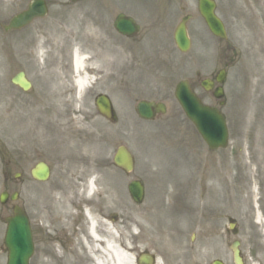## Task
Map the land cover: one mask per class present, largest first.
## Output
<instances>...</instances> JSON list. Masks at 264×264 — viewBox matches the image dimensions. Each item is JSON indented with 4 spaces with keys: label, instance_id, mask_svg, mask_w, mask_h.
Returning <instances> with one entry per match:
<instances>
[{
    "label": "rangeland",
    "instance_id": "374dc122",
    "mask_svg": "<svg viewBox=\"0 0 264 264\" xmlns=\"http://www.w3.org/2000/svg\"><path fill=\"white\" fill-rule=\"evenodd\" d=\"M15 1L0 0V24L13 7L22 6L27 0ZM47 1L51 12L49 19L39 21L34 29L27 30L21 45L15 44L16 52H25L32 45L36 40L35 31L37 37H41L43 32L48 33L52 41L55 38L63 40L71 35L85 39L80 35L78 24L68 26L71 33L64 37V25L53 21L57 14H74L83 10L84 5L66 6L70 0ZM171 1L175 2L173 4L177 11L176 17L166 24L168 29L182 14L195 15V0ZM164 2L130 0V4L126 3L125 6H131L136 11L147 9L149 14L163 12L169 16L173 13L172 6L163 5ZM217 3L219 15L228 32V42L216 46L201 28L202 25L191 18L187 29L192 42L187 53L175 52L173 44V48L166 47V41L163 48L144 43L142 55L147 62L157 55L165 60V65L160 69L166 77L165 81L160 84L155 77H150L145 83L150 97L164 100L167 109L163 115L151 122H144L132 115L130 104L148 94L138 86L139 77L134 75V70L139 68L142 60L132 57L131 46L121 44L120 69L126 73V79L120 85L126 81L127 85L122 86L118 94L114 92L117 113L121 119L114 126H103L88 103L89 121L82 125L88 132L89 151L112 152L118 145L125 144L134 156L133 177L144 185L143 201L137 205L131 203L113 175L105 171V203L109 210L120 214L121 218L115 226L120 234V245L124 249L134 247L137 251L145 249L152 252L157 256L155 264H210L216 259L222 260L224 264H234L229 248L234 238L241 242L246 264H264V236L260 226L255 223L256 213L253 212L252 204L249 205L243 197L244 189L249 187L244 182L250 183L254 198L257 197V182H264V158L262 161L257 153L261 151L264 156V0H217ZM124 10L120 6V11ZM145 17L141 16L140 22L144 23ZM43 25H46L45 29H42ZM253 26L261 33L256 42L249 36ZM39 39L42 40L37 38V42ZM254 43L258 48H255ZM54 44L51 45L56 49L55 52L61 53L62 44ZM206 58L209 60L207 64ZM19 60L25 62L21 57ZM224 65H228L229 70L224 86L226 104L222 110L228 120L231 143L226 149L209 152L174 99L173 85L180 79L188 78L205 100L211 101L198 87V82ZM33 72L29 68V77L34 84H42L45 80H35ZM4 79L6 75L2 70L0 46V143L1 140L4 142L0 146V192L5 173L8 175L2 159V148L8 151L5 155L12 163L17 162L19 139L22 137L11 110L15 107L10 102L5 103L2 91ZM147 123L151 124L144 125ZM203 150L204 155L207 151L206 156L201 153ZM230 164L231 168L228 167ZM187 166L190 167L185 171ZM15 173L16 170L11 169V175ZM259 192L262 194L260 187ZM5 215L7 211L0 209V218ZM227 216L236 220L235 236L227 232ZM108 226L105 225V238L110 239ZM4 229L5 224L0 219V243ZM94 247L99 249L97 244ZM47 260L44 254L35 253L32 264H47Z\"/></svg>",
    "mask_w": 264,
    "mask_h": 264
},
{
    "label": "flooded vegetation",
    "instance_id": "af4514ba",
    "mask_svg": "<svg viewBox=\"0 0 264 264\" xmlns=\"http://www.w3.org/2000/svg\"><path fill=\"white\" fill-rule=\"evenodd\" d=\"M53 18L62 20V17L59 16ZM22 30L8 33L4 39L6 44L11 46L21 44L24 41ZM107 30V25H98L97 33L87 36L88 43L96 41L97 44H100L103 42L106 36L109 37ZM110 40L113 41L112 34H110ZM49 44L47 43L48 46ZM17 55L22 56L13 51V57ZM29 56L32 57L33 54L30 53ZM63 63L60 65L61 72L64 74L62 79L70 80L74 75V69L68 60ZM54 65L50 64L49 67ZM27 66L35 68L32 58L28 60ZM86 67L84 73L87 75L95 72L93 69L88 70V62ZM33 71L36 74V71ZM117 72L118 68L116 67L112 74H117ZM98 73H96L95 84L101 83L100 78L103 77V73ZM36 79L38 78L35 77ZM29 81L34 87L33 81ZM112 81H114V77ZM51 82L48 92L55 100V105L53 101H49V105L51 111L55 110L58 119H53L51 114L42 109H39V112L44 111L45 117L43 119L38 117L36 107L40 106L42 98L48 93L43 87L39 88V95L32 93L28 99L22 102V114L19 113V98H17L14 116L20 123V134L22 135L19 139L17 162L12 163L5 155V153L8 154V151H4L2 148L6 172L10 176L11 169L16 170L17 179L8 177L6 182L7 186L16 183L18 204L24 209L31 221L34 237L42 234L41 243H44L42 250L48 249L50 264H91L90 258L86 255L88 251L93 249L89 233L92 231L98 236H104L105 218H113L114 222H117L118 218L117 215H113V212L107 211L103 198L105 194L103 193V165L105 160L93 157L94 166L90 168L86 166L89 155L87 135L74 128L72 121L67 118L72 106L77 107L79 112L74 111L71 114L73 113L75 117L78 114L81 118H85V114H82L80 109H85L87 106L89 89L88 87L82 89L79 103L75 98L77 89L72 87L71 81L66 86L59 77L54 76L51 77ZM20 92L24 93L22 90ZM64 95L70 96L72 99L70 104L64 103ZM8 99L6 96V104H9ZM29 116L32 119L31 125L29 124L31 128L28 130L36 136L41 135L44 138L39 142L28 139L25 122ZM63 123L66 126L65 135L60 134L57 137V132L61 131L60 126ZM40 162L45 163L49 169V176L45 182L36 180L32 175V169ZM89 169L99 172L102 177L100 176L99 179L91 183L86 172ZM91 186L96 190L93 191ZM7 205L1 207L5 208ZM44 221L47 222L48 229L39 226ZM44 238L48 241H44Z\"/></svg>",
    "mask_w": 264,
    "mask_h": 264
},
{
    "label": "water",
    "instance_id": "95a60500",
    "mask_svg": "<svg viewBox=\"0 0 264 264\" xmlns=\"http://www.w3.org/2000/svg\"><path fill=\"white\" fill-rule=\"evenodd\" d=\"M204 9V15L207 21L211 25H216L217 29L221 28L216 19L212 16V5L204 0L202 4ZM44 3L42 0H35L31 5L29 11L21 14L17 18V22L22 24L34 15H41L44 13ZM17 27V25L15 26ZM131 28V27H128ZM184 34V28L181 26L177 32V41L181 42V45H186V41L182 38ZM187 89V87H186ZM189 93V90L187 89ZM183 93L179 91V99L188 109L190 115L193 117L198 128L203 133L205 139L211 146H221L225 144L226 129L222 117L215 110L201 109L199 103L192 97L191 93ZM220 93L217 94L219 96ZM194 104L196 108L194 107ZM144 114L149 115V110L146 109ZM121 158V157H120ZM132 195L139 199L142 193L141 187L138 183H133L130 186ZM5 195L2 196V200ZM14 197V196H13ZM4 243L9 251V263L8 264H27L28 258L32 254V239L26 217L17 208L14 210V216L7 219V228L5 232ZM236 262L239 264V258L237 253L235 254ZM213 264H219L214 262Z\"/></svg>",
    "mask_w": 264,
    "mask_h": 264
},
{
    "label": "bare ground",
    "instance_id": "6f19581e",
    "mask_svg": "<svg viewBox=\"0 0 264 264\" xmlns=\"http://www.w3.org/2000/svg\"><path fill=\"white\" fill-rule=\"evenodd\" d=\"M75 65L77 68H82V59L76 55L75 58ZM87 81V77L85 76L84 73H81L76 80V84L78 87H83L84 84ZM80 88V89H81ZM105 252L110 253L114 260L115 264H134L132 260L127 256L123 251L117 250L115 247L111 246L110 244L107 245V249H105ZM98 264H104L100 261H98Z\"/></svg>",
    "mask_w": 264,
    "mask_h": 264
}]
</instances>
